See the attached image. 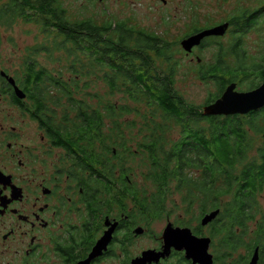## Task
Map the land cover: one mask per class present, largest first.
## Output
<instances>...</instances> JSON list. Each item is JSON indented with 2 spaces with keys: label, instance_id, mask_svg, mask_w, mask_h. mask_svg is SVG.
<instances>
[{
  "label": "trees",
  "instance_id": "1",
  "mask_svg": "<svg viewBox=\"0 0 264 264\" xmlns=\"http://www.w3.org/2000/svg\"><path fill=\"white\" fill-rule=\"evenodd\" d=\"M18 13L25 22L36 23L41 32L53 36V49L61 51L68 71L78 77L75 79L90 75L93 68L99 67L110 92L122 93L135 103L145 104L144 112L137 108L131 110L150 116L143 119V142L135 150L143 153L148 161L147 178L155 185V192L140 200L147 211H157L164 204L172 185L181 192L186 204L199 202V217L211 209H220L210 223V237L218 245L214 264H247L256 246L258 264H264V211L256 202V194L264 187V141L257 148L258 158L249 156L254 146L251 133H261L264 129V106L246 114H203L198 105L184 100L174 88L176 49L173 47L178 43L124 19L111 18L100 23L91 18L70 20L56 0H19ZM235 26L239 33L246 29L236 22ZM228 44L232 53L208 65V70L200 74L201 78L214 80L218 92L232 81L239 86L256 85L257 79L259 84L263 82L264 57L261 56L260 62L251 59L244 63L245 56L236 53L240 50L239 41L233 39ZM47 47L44 49L50 51ZM44 70L35 60L26 64L30 80L39 83L44 76L48 77L46 81L56 84L75 110L72 119H68L64 111L62 119L73 122V126L64 131L82 140V146L89 148V153H93L95 141H105L97 157L100 168L110 172L105 162H108L112 144L106 142L109 138L102 134L103 109L93 107L76 95L81 91L77 87L78 80L71 81L70 85L69 80L61 79V71L59 75H52ZM238 70L244 72L236 74ZM257 71L260 78L256 79ZM218 92L213 96H218ZM213 100L214 97L209 98L207 103ZM102 108L112 118L129 111L126 105L111 102L103 104ZM157 116L180 128L179 137L168 147L163 146L164 128L158 125L160 121H155ZM195 170L197 174L193 173ZM249 222L254 223L253 229L249 228ZM242 248L246 254L239 251Z\"/></svg>",
  "mask_w": 264,
  "mask_h": 264
},
{
  "label": "flooded vegetation",
  "instance_id": "2",
  "mask_svg": "<svg viewBox=\"0 0 264 264\" xmlns=\"http://www.w3.org/2000/svg\"><path fill=\"white\" fill-rule=\"evenodd\" d=\"M57 1L66 13L64 1ZM102 1L99 0L104 6ZM158 1L162 7L167 4V0ZM18 7L19 0H0L2 28L23 20ZM258 16L256 8L219 22L205 23L202 28L223 22L229 25L225 34L205 36L189 52L180 45L183 38L194 33L188 32L177 39L178 52L190 59L194 56L198 62L196 52L212 47L214 59L210 64H213L232 53L228 43L234 39L240 43L236 53L245 56L242 34L235 22L245 26L242 33L254 27ZM125 17L126 21L132 20L131 14ZM229 31L236 35L232 34L225 45L223 38ZM3 39L12 38L0 35V41ZM209 66L201 67V74ZM46 80L49 79L44 76L43 82L34 83L26 75V65L21 69L15 60H4L0 51V264H132L133 259L147 250L153 253L143 264H197L185 257L183 249L174 247L154 257L163 251V230L168 223L210 237L204 228L210 227L212 221L200 225L204 213L198 225L165 216L164 224L154 231L150 225L160 218L162 205L157 211H147L140 203L148 195L136 189L130 178V133L123 130V123L116 120V125L113 120L108 131H102L112 145L105 162L111 171L101 169L97 145L105 141H95L93 153H89L82 140L64 131L69 122L62 118L58 123L54 121L44 88L56 84ZM137 227L139 232H135ZM143 236L149 237L150 245L134 251V242ZM210 252L214 264L215 254Z\"/></svg>",
  "mask_w": 264,
  "mask_h": 264
},
{
  "label": "rangeland",
  "instance_id": "3",
  "mask_svg": "<svg viewBox=\"0 0 264 264\" xmlns=\"http://www.w3.org/2000/svg\"><path fill=\"white\" fill-rule=\"evenodd\" d=\"M63 1L65 6H67L65 8L70 20L91 18L95 22L100 23L113 17L124 19L126 18L125 16L131 14L132 20H129V23L137 24L147 31L154 32L162 38L174 42H178L177 39L179 40V37L193 31L195 28H202L205 23L219 22L230 16L240 15L246 10L258 8L259 16L254 27L240 33L242 34L241 46L245 50L244 63L249 62L251 59L260 62L261 56L262 58L264 57V0H167V4H163V7L158 0L154 2L152 0H103L104 6L99 0ZM190 22H193V25H190ZM232 34L236 35L234 31L226 33V37L223 38L225 45L232 38ZM0 35L12 38L9 41H5L4 39L0 41V51H3L4 60L6 58L9 61L15 60L17 64H20L21 69L29 60H35L38 67L44 68L52 75H59V71H61V79L63 81L69 80L70 85H72L71 81L78 80L77 87L81 91L76 95L86 99L93 107L100 106V109H103V104L108 102L127 106L128 112L118 113L116 114L118 116L113 118L108 117L106 111L103 110V130L107 132L113 120H117L121 124L123 123V130L130 133V149H132V153L133 151L135 152L132 154L130 151L128 157L130 159L128 160L129 173L130 178L133 180V185L148 196L154 193L155 185L147 178L149 171L148 161H146L143 153L135 151L140 148L138 144L143 142L142 137L145 133V125L142 124L143 119L150 118V116L144 117V115L135 113L131 109L137 108L140 112H144L146 109L145 104L135 103L122 93L110 92L109 85L102 79V71L99 67L93 68V72L90 75H81L79 79H75L78 77L73 76L68 71L66 66L67 60L64 59L61 51L53 49V36L41 32L40 26L36 23H28L19 19L18 22L9 27L2 28L0 26ZM178 46L173 47L176 49V53L173 55L174 88L184 100L198 105L201 111L208 99L218 92V85L214 80L202 79L200 75L203 72L201 67L208 66L213 62V51L215 49L208 47L197 51L196 55L199 57V61L197 62L194 56L190 59L188 56L183 55V52H178ZM45 47L50 49V51L45 50ZM243 72V70H238L236 74ZM256 74H254L256 79L260 78V72L257 71ZM254 82L258 86L260 81L257 79ZM256 85L239 86L236 84V89L246 91L256 87ZM44 90L45 96H47V107L51 109V115H53L55 122L61 121L64 111H67L69 115L68 119L74 118L75 110L69 106L67 98L56 87L50 86ZM85 92L86 94H84ZM155 119L157 122L160 121L158 125L164 128L163 146L168 147L171 141L179 137L180 128L173 122H163L160 116L155 117ZM133 120L135 121L134 123H132ZM65 122H69L68 127L73 126V122ZM262 123H264V119ZM153 125L154 123H151V126ZM261 134L262 132L251 133V136L254 138V146L250 150V158H258L257 148L264 141ZM104 135L106 136L107 133ZM106 137L108 138V136ZM109 140L106 139V142L110 143ZM100 145H97L99 153L102 151ZM193 173L197 174L196 170ZM170 190L171 192L162 205L163 212L160 218L150 225L151 228L156 231L162 226L165 216L177 222H188L190 220L192 225H198V218L201 212L199 202L197 200L195 202L194 200L188 205L182 200L180 191L172 187V185ZM256 202L260 209L264 211V187L256 194ZM188 208L190 213L186 214ZM259 216L260 213L256 214V218ZM248 224L250 229L254 228L253 222H249ZM204 232L210 236V227L204 228ZM210 244L209 251L215 254L218 245L212 239ZM147 245H150L149 237H140L134 242L133 250L137 251V249ZM220 251L223 254V246ZM239 251L242 254H246L245 248L239 249Z\"/></svg>",
  "mask_w": 264,
  "mask_h": 264
},
{
  "label": "water",
  "instance_id": "4",
  "mask_svg": "<svg viewBox=\"0 0 264 264\" xmlns=\"http://www.w3.org/2000/svg\"><path fill=\"white\" fill-rule=\"evenodd\" d=\"M228 22H223L212 27L201 28L191 33L180 41L181 47L189 52L192 46L200 43L203 37L211 35H223L228 28ZM264 106V81L258 86L246 90L239 91L236 89V82H229L219 97L203 107L202 113L206 115H234L246 114L250 111L257 110ZM264 140V129L262 131ZM220 209L215 208L205 212L200 220V225H206L214 220L219 214ZM137 227L135 232H139ZM164 247L163 251L157 255L167 253L170 247L183 249L185 257L197 264H213V255L209 251L211 238L208 236H198L191 232L188 227H175L168 223L163 230ZM95 249V248H94ZM94 252L92 251L91 255ZM152 251H144L141 257L133 259L132 264H143L145 260H149ZM247 264H258V247L256 246Z\"/></svg>",
  "mask_w": 264,
  "mask_h": 264
}]
</instances>
